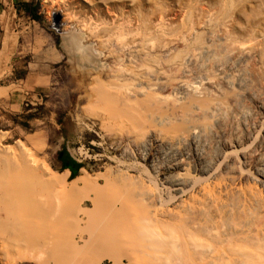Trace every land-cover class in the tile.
<instances>
[{
	"label": "bare ground",
	"instance_id": "6f19581e",
	"mask_svg": "<svg viewBox=\"0 0 264 264\" xmlns=\"http://www.w3.org/2000/svg\"><path fill=\"white\" fill-rule=\"evenodd\" d=\"M80 5L109 61L81 66L92 116L121 155L104 185L72 180L93 207L63 221L48 191L63 179L25 143H0L4 264H264V0ZM63 35L97 57L77 29Z\"/></svg>",
	"mask_w": 264,
	"mask_h": 264
},
{
	"label": "rangeland",
	"instance_id": "374dc122",
	"mask_svg": "<svg viewBox=\"0 0 264 264\" xmlns=\"http://www.w3.org/2000/svg\"><path fill=\"white\" fill-rule=\"evenodd\" d=\"M78 1L33 0L29 10L35 8L38 16L36 20L45 29H48L47 26L53 23V13H61L62 31L66 33L73 28L77 29L83 36L82 49L85 51L93 50L95 54L98 53L93 55L97 56L94 60H90L89 56L86 57L77 52L75 45L77 42L75 41H73L75 46L70 43L71 50L66 46V37L57 33L62 38L63 48L67 51V59L63 66H57L55 71L48 72L44 70L42 72L47 78L41 80V86H32L37 81L36 78L31 77L29 79L30 84L28 83V86H26L27 89H23L22 83L24 82L19 79H21L23 73H27L25 66L17 67L16 77L13 76L11 79L0 78V87L9 85L13 90V93L9 96L0 89V143L4 147H13L19 141L25 143L34 154L36 153L34 157L44 161L50 166V169H53L54 173L60 176V179H63L65 185H61L62 188L57 184L50 185L48 190L51 200H49L50 205L63 221L71 219L67 210L70 207H73L72 210L77 209V205L81 201L82 204L84 203L82 206L85 209L91 211L93 207L92 199H88L89 195L94 196L91 188L87 187L82 192H78L79 194L67 193L65 188L72 183V180L87 175V177L94 179L98 174L100 185H104L103 176L109 174L115 166V158L121 155V151L115 149L111 141L102 138L100 122L96 116H92L95 114L89 90L92 77L87 74L89 70H84L81 66L88 67L94 64L104 68L109 61L105 55L106 52L99 48L98 41L93 37L91 30L92 26L100 24L97 14L86 12L85 9L83 11V7L80 5L83 0H80L79 5ZM51 31L55 32L54 30ZM68 48L71 51H68ZM20 93H25V96L18 97ZM63 150H67L72 158L83 164L74 178L71 170H62L61 168L62 161L59 159V155ZM58 189L64 192H60ZM105 198L104 196L102 200L104 201ZM87 199L91 202L86 203ZM65 224L66 230H69L72 235L76 230L73 228L75 223L68 224L65 222ZM77 241L80 246L83 244L80 240L77 239ZM85 249H87L86 252H89L88 249L90 250L89 247ZM1 256L0 245V264H4ZM56 260L50 258L51 264H60L58 259ZM19 264L40 263L32 260L23 261ZM103 264H110V262L106 260Z\"/></svg>",
	"mask_w": 264,
	"mask_h": 264
},
{
	"label": "crops",
	"instance_id": "0c3cea01",
	"mask_svg": "<svg viewBox=\"0 0 264 264\" xmlns=\"http://www.w3.org/2000/svg\"><path fill=\"white\" fill-rule=\"evenodd\" d=\"M33 0H0V78H12L18 66H25L21 75L23 89L29 79L36 78L32 86H41L46 79L43 71H55L66 62V50L57 33L45 29L33 18L29 7ZM24 68V67H23ZM11 83V81H10ZM11 86V85H10ZM9 96L13 90L0 87ZM25 93L18 94L22 98Z\"/></svg>",
	"mask_w": 264,
	"mask_h": 264
},
{
	"label": "trees",
	"instance_id": "16d2710c",
	"mask_svg": "<svg viewBox=\"0 0 264 264\" xmlns=\"http://www.w3.org/2000/svg\"><path fill=\"white\" fill-rule=\"evenodd\" d=\"M30 11L33 14L32 17L38 19V16L35 12V8H32ZM59 159H61L62 161V170H71L73 178L76 176L79 169L83 166V164L72 158V156L67 150H63L62 152H60Z\"/></svg>",
	"mask_w": 264,
	"mask_h": 264
},
{
	"label": "water",
	"instance_id": "95a60500",
	"mask_svg": "<svg viewBox=\"0 0 264 264\" xmlns=\"http://www.w3.org/2000/svg\"><path fill=\"white\" fill-rule=\"evenodd\" d=\"M62 20V15L59 12H54L53 13V23L48 25L47 28L49 30H54L56 33L58 34H65L64 31H62V27H63V22H61Z\"/></svg>",
	"mask_w": 264,
	"mask_h": 264
}]
</instances>
